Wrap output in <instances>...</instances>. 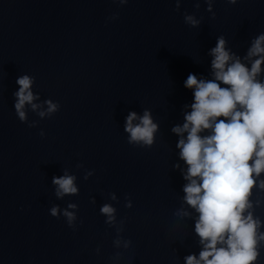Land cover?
<instances>
[{
  "label": "clouds",
  "instance_id": "obj_1",
  "mask_svg": "<svg viewBox=\"0 0 264 264\" xmlns=\"http://www.w3.org/2000/svg\"><path fill=\"white\" fill-rule=\"evenodd\" d=\"M229 2L234 4L236 0ZM208 10L211 11L210 2ZM185 20L193 26L199 23L192 16ZM210 55L213 79L188 75L184 86L193 90L191 111L185 113L182 126L172 129L181 137L177 148L180 159L188 166L184 200L199 213L195 231L203 245L199 259L190 255L185 260L186 264H253L264 233L259 232V219H254L250 211L245 215V211L252 207L248 198L253 187L258 183L264 189V179H260L264 173V81L258 78L264 71V34L253 41L247 52L245 59L250 61V68L230 53L223 37L217 39ZM16 82L19 89L15 109L24 121L25 105L30 104L33 110L39 106L33 103L36 97L31 91L32 78L24 75ZM46 104L47 111H41V117L57 111V104L50 100ZM137 119L139 123L134 124ZM157 129L147 110L141 117L130 112L126 118L129 143L151 146ZM205 131L209 134L201 135ZM52 183L57 186V197L78 193L72 175L54 176ZM58 211L53 207L51 215L57 216ZM114 212L108 204L101 208L109 223L114 221ZM63 214L69 225L76 219L71 211Z\"/></svg>",
  "mask_w": 264,
  "mask_h": 264
}]
</instances>
